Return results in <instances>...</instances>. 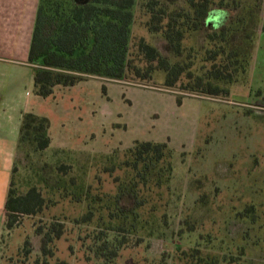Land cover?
<instances>
[{
    "label": "rangeland",
    "instance_id": "rangeland-1",
    "mask_svg": "<svg viewBox=\"0 0 264 264\" xmlns=\"http://www.w3.org/2000/svg\"><path fill=\"white\" fill-rule=\"evenodd\" d=\"M142 21L136 19L133 35L154 43ZM10 35L9 42L0 40V56L21 59L22 32L11 29ZM252 56L245 80L232 85L228 96L188 95L180 104L177 95L164 89L96 78L57 86L49 97L37 99L25 94L30 91L31 68L6 65L12 90L36 100L32 107L48 119L51 138L45 151L29 158L16 156L15 187L22 194L37 185L50 200L41 214L16 217L13 228L4 232L0 262L23 264L22 242L33 235V226L59 220L65 234L55 242L56 259L106 264L94 254L93 240L101 230L110 238L113 232L105 224L114 220L102 212L101 218L96 213L90 222L75 224L90 198L74 203L69 196H54L51 182L37 183L31 176L42 163L63 164L69 166L66 177L87 187L91 199L113 195L115 180L124 178V169L117 166L139 141L172 149L171 179L159 198L158 190L150 193L143 208L146 218H141V225L147 224L136 233L122 234L126 243L107 264H205L190 257L193 249H198V258L210 255L214 264H264V5ZM163 80L164 74L157 72L156 85ZM250 206L253 210L246 211ZM36 255L32 252L28 264ZM230 257L238 259L230 263Z\"/></svg>",
    "mask_w": 264,
    "mask_h": 264
},
{
    "label": "trees",
    "instance_id": "trees-1",
    "mask_svg": "<svg viewBox=\"0 0 264 264\" xmlns=\"http://www.w3.org/2000/svg\"><path fill=\"white\" fill-rule=\"evenodd\" d=\"M263 5L264 0H38L26 59L32 72V92L47 98L57 86L72 87L96 78L164 89L177 95L178 104L182 96L188 95L226 97L232 85L245 80ZM211 17L215 22L208 23ZM137 18L143 19L141 24L154 43L133 35ZM157 72L164 74L158 86ZM50 144L48 119L23 113L0 244L18 215L41 214L47 207L50 198L46 199L37 185H29L20 194L14 178L19 163L16 156L29 158ZM171 154L172 149L164 143L133 142L117 166L124 169V178L115 180V194L92 199L87 187L76 186L74 178L66 177L67 165L52 167L42 163L31 178L41 184L51 182L50 193L64 199L69 196L74 203L90 198L85 212L73 220L75 224L90 222L96 213L101 218L102 212L114 220L113 225L105 224L113 232L110 238L101 230L93 240L94 254L107 264L125 245L122 234L136 233L147 224L141 225V218L147 214L143 208L152 191L158 190L159 198L169 183ZM113 166L108 169L112 171ZM70 185H75L72 192L68 191ZM252 210V206L246 209ZM64 225L50 220L33 226V235L22 242L23 262L28 264L32 252L37 251L29 264H67L56 259L55 248V242L65 234ZM187 227L192 230V225ZM197 255L198 249H193L190 257L205 264L215 263L208 254L206 259ZM236 259L230 257L229 261Z\"/></svg>",
    "mask_w": 264,
    "mask_h": 264
},
{
    "label": "crops",
    "instance_id": "crops-1",
    "mask_svg": "<svg viewBox=\"0 0 264 264\" xmlns=\"http://www.w3.org/2000/svg\"><path fill=\"white\" fill-rule=\"evenodd\" d=\"M37 5L38 0H0V40L9 42L11 29H16L18 34L22 32L23 53L25 54L18 60L0 56V236L5 218L4 205L16 155L21 116L25 112L39 115L32 107V102L36 101L34 98L32 101L30 98L23 99L21 93L16 92L17 89L12 90L10 85L12 75H9L5 66L21 64L30 69L26 63V54L28 55L26 50H29L30 46ZM29 90L25 92L27 96L33 95L37 99L40 98L33 94L32 82Z\"/></svg>",
    "mask_w": 264,
    "mask_h": 264
},
{
    "label": "water",
    "instance_id": "water-1",
    "mask_svg": "<svg viewBox=\"0 0 264 264\" xmlns=\"http://www.w3.org/2000/svg\"><path fill=\"white\" fill-rule=\"evenodd\" d=\"M76 1H80V2H82L83 0H76ZM214 19H212V17L207 21L208 23H211V22H215V21H213Z\"/></svg>",
    "mask_w": 264,
    "mask_h": 264
}]
</instances>
